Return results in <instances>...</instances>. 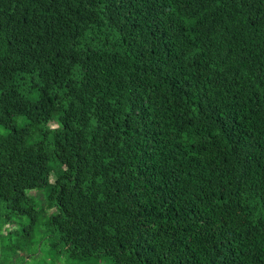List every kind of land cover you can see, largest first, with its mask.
<instances>
[{
    "label": "trees",
    "instance_id": "obj_1",
    "mask_svg": "<svg viewBox=\"0 0 264 264\" xmlns=\"http://www.w3.org/2000/svg\"><path fill=\"white\" fill-rule=\"evenodd\" d=\"M37 213L75 264H264V0H0V264Z\"/></svg>",
    "mask_w": 264,
    "mask_h": 264
},
{
    "label": "rangeland",
    "instance_id": "obj_2",
    "mask_svg": "<svg viewBox=\"0 0 264 264\" xmlns=\"http://www.w3.org/2000/svg\"><path fill=\"white\" fill-rule=\"evenodd\" d=\"M40 108H43V109L45 108L47 110L53 109L52 105L50 104L42 105L40 106ZM16 138L17 137L12 134L6 137L8 142H12L16 140ZM38 208L39 209L41 208L40 204ZM9 211H10V208H6L3 214L8 213ZM45 220H46L45 217L37 213L36 215L33 216L32 220L30 218H25L21 221V225H27V224L30 225V223L32 224L33 230L29 236L28 247L32 250V252L37 253L39 251L38 255H36L35 258H32L31 261H29L26 264H75V261L68 253L64 251L56 252L57 249L58 250L62 249L61 246H58L57 249L55 250H49V246L47 244L50 245L53 238L50 235L42 237V229L44 228ZM2 253L6 255V252H4L1 249L0 254ZM85 262L86 264H112V259H110L109 256L103 257V258L94 257L93 259L91 258V260H87ZM82 264H85V263H82Z\"/></svg>",
    "mask_w": 264,
    "mask_h": 264
}]
</instances>
